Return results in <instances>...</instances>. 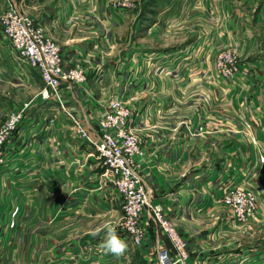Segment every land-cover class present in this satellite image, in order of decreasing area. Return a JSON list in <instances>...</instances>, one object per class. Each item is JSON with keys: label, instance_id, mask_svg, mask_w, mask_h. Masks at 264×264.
Listing matches in <instances>:
<instances>
[{"label": "crops", "instance_id": "0c3cea01", "mask_svg": "<svg viewBox=\"0 0 264 264\" xmlns=\"http://www.w3.org/2000/svg\"><path fill=\"white\" fill-rule=\"evenodd\" d=\"M19 1L59 44L64 64L86 71L83 84L62 86L61 99L92 136L111 97L124 96L138 114L145 182L152 198L172 210L189 263L264 264V0H158L166 13L139 28L133 9L112 10L107 0ZM133 25L141 34L129 44ZM145 39L147 53L119 55L123 45L133 49ZM225 48L237 51L246 82L224 83L212 73L213 52ZM193 64L205 70L191 73ZM187 66L189 76L175 81ZM42 87L36 72H20L0 39V123L34 98L3 149L0 264H142L146 247L157 244L155 233L148 231L142 249L125 241L119 258L98 248L104 225L113 227L119 216L112 185L84 176L89 183L69 198V184L61 183L68 162L97 160L57 102L36 98ZM233 187L256 195L245 222L222 204ZM158 243H165L162 236Z\"/></svg>", "mask_w": 264, "mask_h": 264}, {"label": "built area", "instance_id": "2783aa9c", "mask_svg": "<svg viewBox=\"0 0 264 264\" xmlns=\"http://www.w3.org/2000/svg\"><path fill=\"white\" fill-rule=\"evenodd\" d=\"M3 2L0 39L8 46L10 55L18 64L34 69L40 76L43 87L36 98L40 102L56 101L60 110L71 120L80 139L92 148L94 155L106 167V172L102 175L113 183L122 200V225L131 243L143 246L153 224L157 240L155 264H177L178 259L183 264H189V245L172 222L171 210L153 201L152 190L145 185L143 176L137 169L145 150L127 102L112 99L99 116L98 127L92 136L61 99L62 86L83 84L86 81L85 71L79 66L64 64L59 44L46 33L39 22L28 16L19 0ZM213 66L229 84H234L239 78V66L234 52H219ZM247 76L244 74L243 77ZM33 100L34 98L24 102L20 108L11 110L0 123V164L5 144L21 124ZM262 157L264 155L260 156L261 162ZM222 203L230 208L237 221L245 222L253 215L257 198L252 190L233 187L226 188ZM160 236L167 245L158 243Z\"/></svg>", "mask_w": 264, "mask_h": 264}, {"label": "rangeland", "instance_id": "374dc122", "mask_svg": "<svg viewBox=\"0 0 264 264\" xmlns=\"http://www.w3.org/2000/svg\"><path fill=\"white\" fill-rule=\"evenodd\" d=\"M166 1H169V0H163V2L165 3ZM157 2H158V0H149V4L148 5H145V4H140L139 3V5L138 6H135L133 3H131V0H107L106 1V7L107 8H110V9H112V10H120V11H124V9H129V10H131V9H133L134 10V20L136 19V20H138L139 21V24H138V28L140 27V25L141 24H143V25H146L147 24V22H149L150 23V21H152L154 18H155V16H162V15H164L165 13H163L162 11H161V6L160 5H158L157 4ZM128 10V11H129ZM183 14H181V16H182ZM145 16H148V19L147 18H145ZM42 26H43V24H41ZM44 27V26H43ZM44 29H45V31H46V33L48 34V32H47V30H46V28L44 27ZM139 34H141V31H139V30H137V29H134V25L132 26V29L130 30V32L129 33H127V35H128V38H129V44L131 43V39H136L137 37V35H139ZM49 35V34H48ZM167 35V34H166ZM50 36V35H49ZM51 37V36H50ZM52 38V37H51ZM53 39V38H52ZM137 39H139V38H137ZM54 40V39H53ZM55 41V40H54ZM140 42L142 43V42H144V44H145V42H147V39H145V41H143V40H140L138 43L136 42V45H134L135 47L136 46H138V48L137 49H135V47L133 48V49H131V46H129V45H127V47L126 46H122V48L121 49H119V55L122 57V58H125L126 57V55H131V54H135L136 53V55L137 56H141V55H143L142 53V51H146V50H142V48H141V45H140ZM57 43V42H56ZM153 47V46H152ZM145 49H147V47H145ZM152 49H157V48H152ZM165 50L164 51H167L168 49H170V48H164ZM200 50V48H198V51ZM223 52V51H231V52H234L235 54H236V57H237V63L239 62V59H238V53H237V51L234 49V48H230V49H227V48H225V49H219V50H217L216 52H213V55H212V57H211V63H212V68H211V71H212V73L215 75V76H217L218 78H220L224 83H228V82H226L227 80H225V79H223L217 72H216V70L214 69V60H215V57H216V55L219 53V52ZM149 52V51H148ZM155 52V51H154ZM144 53H147V51L146 52H144ZM145 55V54H144ZM11 56V55H10ZM11 58H12V56H11ZM13 59V58H12ZM13 62H14V64H16V66L19 68V70H20V72H22V73H24V72H28V71H34V72H36L34 69H32V68H28L27 66H24V65H20V64H18V62L15 60V59H13ZM239 64V63H238ZM77 66V65H76ZM189 67L190 66H187L186 68H185V72H184V68H182L181 67V69H180V72L178 71L176 74H175V81H181V83L182 82H184V80H185V78L186 77H188L189 75H188V72H189ZM195 67H196V70H195ZM81 68V67H80ZM83 69V68H82ZM183 69V70H182ZM84 70V69H83ZM190 70H192L191 71V73H199V72H201L202 70L204 71L205 70V68H200L198 65L196 66V64H193L192 65V67L190 68ZM85 71V70H84ZM163 72H164V74L166 75V76H168V77H170V80L172 81V77H173V72L172 71H170L168 68H167V66L166 67H164V69H163ZM37 73V72H36ZM85 73H86V71H85ZM197 73V74H198ZM239 73V72H238ZM38 74V73H37ZM245 74V73H244ZM243 74V75H244ZM248 74V73H247ZM248 79L250 78V75L248 74ZM238 81H237V83L239 82V80H241V81H243V83L244 82H246V80L245 79H247V77H244V79H241L240 78V76H239V74H238ZM86 79H87V73H86ZM170 81V82H171ZM124 82V81H123ZM229 84V83H228ZM72 86H75L74 84L72 85ZM170 88H171V86H170ZM114 98H116V99H121L122 101H125V102H127V100L124 98V96H114V97H111L110 99H109V101H108V104H109V102L112 100V99H114ZM108 104L106 105V107L103 109V111L107 108V106H108ZM127 104L129 105V107L131 108V110H132V112H133V123H134V125H135V128L137 129V133H138V136H139V138H140V135H139V125H138V114L132 109V107L130 106V103L129 102H127ZM66 106V105H65ZM75 133L77 134V132H76V130H75ZM77 136H78V134H77ZM79 137V136H78ZM80 138V137H79ZM140 142H141V145L143 146V148H144V150H145V147H144V145H143V143H142V140H141V138H140ZM92 149V148H91ZM91 154H93V156L92 157H94V158H96V160H97V163L96 162H92V161H79V160H70L69 162H68V168H67V172H69V177H68V179H63L62 180V184H69V198L71 199V198H73V199H75V197H76V195H78V193L80 192V186L81 185H84V184H88L89 182H86L85 180H84V176H86V178L87 179H91L92 178V176L94 175L95 176V178H101V179H103L104 180V183H106V184H110V185H112L113 187H114V189H115V191H116V188H115V186L113 185V183L108 179V178H106V177H104L102 174L104 173V172H106V167L102 164V162L94 155V152H93V150L91 151ZM144 155H145V151H144ZM144 157V156H143ZM142 157V158H143ZM142 158L138 161V163H139V165L137 166V169H138V171H139V173L143 176V179H144V174H143V172H142V165H141V160H142ZM95 164V166L96 167H92V165L93 164ZM91 165V166H90ZM89 168V169H88ZM87 170V172H85L84 170ZM144 181H145V179H144ZM92 183V182H91ZM145 185L147 186V184H146V182H145ZM148 187V186H147ZM149 188V187H148ZM116 194H117V196L114 198V200L119 204V216H118V218H117V221H116V223L114 224V228L116 229V232H117V234H118V236L125 242V241H129L130 242V244H129V247H131L132 248V250H137V249H142V248H144V246H140V247H138V246H136L135 244H133V243H131V241H130V239H129V237L127 236V234H126V231H125V229L123 228V225H122V216H123V209H122V200H121V198H120V196L118 195V193H117V191H116ZM152 194H153V190H152ZM153 197V196H152ZM105 198V197H104ZM153 201H156V202H158V203H161L162 205H163V202L161 201V200H157V199H155V198H153ZM221 201H222V199H221ZM223 204V203H222ZM224 205V204H223ZM164 206V205H163ZM171 214H172V210H171ZM170 218H171V216H170ZM172 220V219H171ZM173 222V221H172ZM151 226H152V228H154V226H153V224H151ZM176 226V225H175ZM152 228H150L149 229V232H151V234H154V232H153V229ZM178 229V228H177ZM166 243V245L168 244L167 242H165ZM147 248V250L148 251H146V254H143V257H142V261H141V259L139 260V263H142V264H150V263H147V262H152V261H155V246H149V248L148 247H146ZM137 252V251H136ZM137 259H138V257H137ZM146 260V261H145ZM189 264H191V263H189Z\"/></svg>", "mask_w": 264, "mask_h": 264}, {"label": "clouds", "instance_id": "9594fccd", "mask_svg": "<svg viewBox=\"0 0 264 264\" xmlns=\"http://www.w3.org/2000/svg\"><path fill=\"white\" fill-rule=\"evenodd\" d=\"M262 162H264V157H262ZM104 229L106 230L105 239L98 245V248L111 253L117 258L123 256L127 251V244L118 236L116 229L111 224L106 223ZM100 231L101 229L97 228L93 235L98 234ZM177 264H183V261L178 259Z\"/></svg>", "mask_w": 264, "mask_h": 264}]
</instances>
